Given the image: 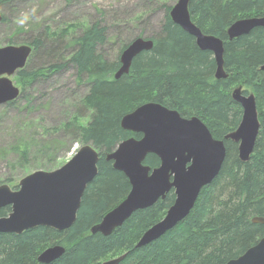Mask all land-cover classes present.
<instances>
[{
	"label": "trees",
	"instance_id": "1",
	"mask_svg": "<svg viewBox=\"0 0 264 264\" xmlns=\"http://www.w3.org/2000/svg\"><path fill=\"white\" fill-rule=\"evenodd\" d=\"M15 1L0 0V24L8 23L2 10ZM162 2L160 30L150 37L153 48L137 55L129 73L119 79L115 73L120 68V54L130 42L122 46L115 60H109L104 52L109 44L108 27L100 21L77 35L70 33L73 25L60 32L44 27L33 30L29 37L21 30L6 42L27 44L33 51L26 67L16 73L22 87L20 96L4 109L34 112L42 106L39 98L46 95L37 93L35 84L71 72L86 92L75 104L74 116L61 127L84 145L94 146L100 159L98 175L84 192L75 223L64 231L39 226L21 234H0V264H41L38 256L55 245L65 247V252L51 264H101L121 255L125 257L119 264H225L264 237V225L252 221L264 217V27L233 40L227 34L239 19L264 16V0H190L192 21L204 33L224 41L225 79L215 76L213 53L201 50L196 39L172 20V4ZM240 85L244 94L255 95L260 121L255 149L247 162L239 159L238 144L225 140L242 118V108L231 93ZM151 101L186 118L200 117L215 138L225 141L226 158L188 217L148 246L136 248L142 234L163 219L173 204L174 190L154 206L135 212L109 236L92 234L90 229L131 190L128 178L106 155L123 140L141 137L123 129L121 119ZM81 118L85 124L79 123ZM60 129L56 126L52 131ZM23 135L10 152L25 165L30 144ZM50 163L38 168L48 166L45 170L52 171ZM145 164L154 169L160 160L151 154ZM4 182L13 190L19 188L11 177ZM10 212L11 206L2 208L0 217Z\"/></svg>",
	"mask_w": 264,
	"mask_h": 264
},
{
	"label": "water",
	"instance_id": "2",
	"mask_svg": "<svg viewBox=\"0 0 264 264\" xmlns=\"http://www.w3.org/2000/svg\"><path fill=\"white\" fill-rule=\"evenodd\" d=\"M189 4L190 0H178L172 6L170 16L175 24L196 39L201 50L213 53L215 76L225 79L228 73L224 68V41L204 33L192 21ZM256 27H264V16L239 19L228 28V38L233 40L246 35ZM153 46L151 38H134L120 54V68L115 78L128 74L133 59ZM32 51L33 47L27 44L0 47V106L19 98L21 89L11 77L26 67ZM261 69L264 70V66ZM232 98L241 106L242 118L225 140L237 143L239 159L247 162L254 152L260 130L257 101L253 93L244 94L242 87L233 90ZM121 127L141 134V137L123 140L106 155V160L112 161L113 167L125 174L131 190L90 232L109 236L135 212L154 206L174 190L175 200L166 215L148 228L135 245L142 248L165 235L190 214L203 188L219 174L226 158V145L223 139L213 136L200 117H183L177 110L153 101L124 115ZM151 154L160 160V165L154 169L145 164ZM99 159L100 153L87 143L62 167L26 175L17 190L1 184L0 209L11 206V212L0 217V234H21L39 226L57 231L69 229L77 219L85 190L98 175ZM252 221L264 225V217L256 216ZM64 252L65 247L61 245L48 247L38 256V262L51 264ZM124 257L111 258L101 264H119ZM225 264H264V237Z\"/></svg>",
	"mask_w": 264,
	"mask_h": 264
},
{
	"label": "rangeland",
	"instance_id": "3",
	"mask_svg": "<svg viewBox=\"0 0 264 264\" xmlns=\"http://www.w3.org/2000/svg\"><path fill=\"white\" fill-rule=\"evenodd\" d=\"M167 1L173 6L178 0ZM163 2L17 0L2 10L8 23L0 24V47L6 46L11 35L21 30L24 36L29 37L35 33L33 30L39 28L47 27L51 32H60L73 25L70 33L77 35L95 21H100L108 27L109 44L104 47V52L113 61L124 44L137 37L150 38L160 30L164 15L161 8ZM11 79L16 86L22 88L16 75ZM34 89L37 93L46 92L38 103L42 106L49 103L47 108L39 106L34 112H24L0 106V185L8 184L11 189L13 186L4 182L7 178H13L12 184L19 185L26 175L48 168H38L41 164L48 165L51 162V170L58 169L71 160L84 145L61 126L74 116V106L84 97L86 88L78 85L71 72H61L46 81L37 82ZM79 123L85 124V118L79 119ZM56 126L61 129L52 131ZM21 134L26 136L30 144L29 159L25 165L10 152L22 138Z\"/></svg>",
	"mask_w": 264,
	"mask_h": 264
}]
</instances>
